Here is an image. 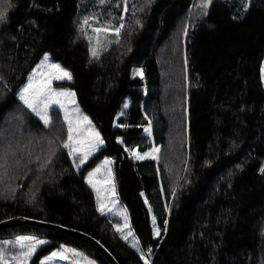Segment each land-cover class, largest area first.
Listing matches in <instances>:
<instances>
[{
    "label": "trees",
    "instance_id": "16d2710c",
    "mask_svg": "<svg viewBox=\"0 0 264 264\" xmlns=\"http://www.w3.org/2000/svg\"><path fill=\"white\" fill-rule=\"evenodd\" d=\"M200 3L127 0L125 12L124 0H0V222L24 217L79 230L120 264H145L133 243L151 264H264V0H213L207 15ZM93 16L124 25L100 57L81 31ZM45 55L72 73L55 86L76 93L70 105L105 143L79 169L63 146V109L51 108L49 127L20 99ZM155 148L142 160L128 151ZM104 158L116 160L130 219L123 235L86 181ZM19 235L48 241L30 264L62 245L110 264L85 242L32 224L0 230V247Z\"/></svg>",
    "mask_w": 264,
    "mask_h": 264
},
{
    "label": "snow or ice",
    "instance_id": "6c2138e0",
    "mask_svg": "<svg viewBox=\"0 0 264 264\" xmlns=\"http://www.w3.org/2000/svg\"><path fill=\"white\" fill-rule=\"evenodd\" d=\"M100 4L103 5L105 0H99ZM151 0H147V4H150ZM213 3V0H201V3L198 5L202 9L203 15H207V8ZM124 11L127 12V0H124ZM147 6V5H146ZM247 10V5L245 6ZM96 20L97 17H85L83 19L81 25V31L85 30V26L89 24V20ZM6 14L4 12H0V23L5 22ZM123 23L120 24L119 27L112 29L111 27H103V28H94V33L100 32H109L115 31L116 35L120 34V29L123 28ZM184 35L187 36V28L184 29ZM91 40L92 37H89ZM100 41L97 36V47L92 49V56L98 57L100 55L98 51ZM48 57L45 55L44 59L41 61L39 65H37V69L33 71V73L29 76L28 83L21 89L19 95L20 99L23 101L24 105L28 109H30L33 113H35L46 126H53L52 117L49 115V109L53 105H59L61 109L64 111V121L67 124V140L64 142L63 146L69 150V152L75 157L78 153L80 155V164H83L84 161L88 158L89 155L92 154L93 151L97 150L99 146L104 144V140L100 133L95 130L92 125L91 120L83 113L80 112L78 106L73 110L69 111L67 105L76 104V93L74 91L59 89L52 87V83L54 80H72V73L67 69L61 67L59 64H49L47 63ZM264 71V69H262ZM134 74H139L141 78H143V69L135 70ZM128 105L125 104L124 107ZM123 113H121L122 115ZM118 127H126V125H118ZM144 131L151 134V121H149L148 126L144 128ZM87 133V135H85ZM120 143H123V140H120ZM130 155H132L136 160H142L147 156L154 155V153H158L159 148H155L152 152L149 153H140L135 149L128 150ZM158 159V157H156ZM75 163V159L73 160ZM112 161L109 158H105L104 164L111 165ZM77 169H79V165H77ZM100 169H96L98 172ZM260 172L264 173V167L260 168ZM94 173L90 172L88 174V182L96 187V181L93 180ZM109 176H111V171L109 168ZM111 195L114 197L115 193V185L111 186ZM100 189L97 188V193L99 194ZM175 195V193H173ZM99 202V195H98ZM147 202V201H145ZM114 204L115 201H112ZM100 211L104 212L106 210H110V208L103 202H99ZM121 215L125 216V227H127V216L125 212H122ZM153 225H155L156 218L153 216ZM167 221H165V225ZM117 231H120L123 235V229L120 225H117ZM155 233L157 236L160 235L159 228H155ZM166 231V229H165ZM131 234V233H129ZM127 236H124V239H127ZM48 243V241L41 240L34 235H19L16 236L14 240H6L3 241L5 245H12V250L6 249L4 247H0V264H29V261L32 259L33 255L37 252L39 246ZM132 247L137 248L140 251L141 257L145 260V264H151L150 260L147 258L145 253L140 250L136 243H133ZM152 249H148V253H151ZM71 257H83V253L79 252L75 248H68L64 245L61 246L60 249L53 251L50 255L45 256L42 260H40V264H47L48 261L55 260L59 258L61 260L69 259V255ZM73 264H80L78 259H74ZM87 264H96L94 260H88Z\"/></svg>",
    "mask_w": 264,
    "mask_h": 264
},
{
    "label": "rangeland",
    "instance_id": "374dc122",
    "mask_svg": "<svg viewBox=\"0 0 264 264\" xmlns=\"http://www.w3.org/2000/svg\"><path fill=\"white\" fill-rule=\"evenodd\" d=\"M98 27H100V28H103V27H111L112 29H114L116 27L100 24L96 20H92V21L89 20V24L87 26H85V30L84 31H85V34L87 35L88 39H89V37H92L91 40L89 39V41H90L91 54H92V49L94 47H97V36L99 37L100 44H99V47H98V51H99L100 55L98 57H100L102 54H104V52L110 46H112L113 44H115V43H117L119 41L120 34L117 36L116 33H115V31H109L107 33L100 32L98 34L97 33H94L93 32V29L94 28H98ZM44 57L45 56H43L40 59V61L35 65V67L33 68V71L37 69V65H39L41 63V61L44 59ZM47 63L52 64V63H55V62H52L51 60L48 59L47 60ZM55 64H58V63H55ZM262 69H264V62H263ZM33 71H32V73H33ZM262 76H263V81H264V71H262ZM59 81H64V80H54L53 83H52V87L53 88H56L57 90L61 89V88H57L55 86V83L56 82H59ZM62 89H66V88H62ZM53 106L60 107L59 105H53ZM67 107H68V109H69L70 112L75 109V107L71 106L70 104L67 105ZM51 108L49 109V115H50ZM81 113H83V112H81ZM83 115H86V114L83 113ZM86 116L91 120L92 125L94 126L95 130L98 131L100 133V135L102 136L100 130L98 129V127L96 126V124L93 122V120L88 115H86ZM9 119H10V121H12L11 120L12 118H9ZM13 119H15V118H13ZM85 135H87V133H85ZM104 145H105V143L103 145L99 146V148L97 150L93 151L92 154L88 156V158L84 161L83 164H80V155H79V153L75 157H73V155L70 153L72 159L73 160L75 159V163H74L75 166L77 167V165H79V168H82L85 164H87L89 162V160L102 147H104ZM104 161H105V158L102 159V160H100L98 162L97 166L92 171H90V172H93L94 173V176L92 178H93L94 181L97 182L96 183V187H93V185L88 182V179H89L88 176L86 178V181H87V183L91 186V188L95 192L96 199H97V206H98L99 211H100L99 202L105 203L110 208V210H106L104 212H101L100 211V212L103 215L117 216L118 218H120V220H121V225L120 226L123 229V234H126L127 231L130 229V219H129L128 211H127L126 207L124 206L123 202L121 201V199L119 197V194H118V188H117L116 177H115V173H114V165H113V162L109 166V165H105L104 164ZM98 168L100 170L98 172H96L95 170L98 169ZM109 168H110V171H111V176H109ZM112 184L115 185V193H116V195L114 197L111 195V191H110ZM97 188L100 189L99 194L97 193ZM98 195H99V202H98ZM112 201H115V203L113 204ZM122 212H125L126 213V216H127V227H125V216L124 215H121ZM39 239H41V238H39ZM41 240H44V239H41ZM2 247L6 248V249H9V250H12V245H5V244H3ZM66 247H68V246H66ZM68 248H71V247H68ZM68 255H69L70 258L67 259V260H61L59 258H56L55 260L48 261L47 264H69V263H72L73 264L74 259H78L80 261V264H87V261L88 260H92L91 258L85 256L84 254H83V257H77V258L71 257V254L70 253ZM30 261H29V264H30Z\"/></svg>",
    "mask_w": 264,
    "mask_h": 264
},
{
    "label": "water",
    "instance_id": "95a60500",
    "mask_svg": "<svg viewBox=\"0 0 264 264\" xmlns=\"http://www.w3.org/2000/svg\"><path fill=\"white\" fill-rule=\"evenodd\" d=\"M22 224H32L38 227H42V228H46V229H50V230H54L57 232L70 235L92 246L96 250H98L109 261L110 264H120L118 260L115 258V256L110 252V250L103 243H101L98 239H96L95 237L87 233H84V232H81L79 230L72 229L69 227H65L60 224H55V223L40 221V220H35V219H28L24 217H15V218L1 221L0 230H4L6 228L17 226V225H22Z\"/></svg>",
    "mask_w": 264,
    "mask_h": 264
}]
</instances>
